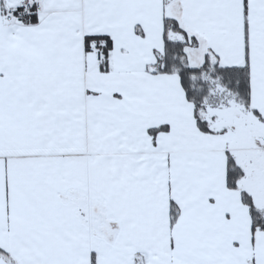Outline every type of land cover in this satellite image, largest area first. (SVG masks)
Instances as JSON below:
<instances>
[{
	"label": "snow or ice",
	"instance_id": "1",
	"mask_svg": "<svg viewBox=\"0 0 264 264\" xmlns=\"http://www.w3.org/2000/svg\"><path fill=\"white\" fill-rule=\"evenodd\" d=\"M0 264H264V0H0Z\"/></svg>",
	"mask_w": 264,
	"mask_h": 264
}]
</instances>
